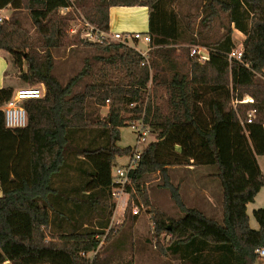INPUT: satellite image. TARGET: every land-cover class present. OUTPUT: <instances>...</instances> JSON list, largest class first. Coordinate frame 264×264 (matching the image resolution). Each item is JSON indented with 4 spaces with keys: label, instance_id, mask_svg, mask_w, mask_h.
I'll list each match as a JSON object with an SVG mask.
<instances>
[{
    "label": "trees",
    "instance_id": "1",
    "mask_svg": "<svg viewBox=\"0 0 264 264\" xmlns=\"http://www.w3.org/2000/svg\"><path fill=\"white\" fill-rule=\"evenodd\" d=\"M178 1L76 0L85 18L107 32L111 8L146 7L153 49L143 65L145 58L132 46L69 37L75 16L59 13L69 0H0V10L27 11L37 34L31 37L17 20L0 23V54L18 71L12 78L45 87L43 98L24 104L28 123L17 130L5 127L1 111L17 88H0V264H111L123 258L128 238L101 243L113 231V169L133 152L119 147L121 129L143 116L157 137L130 175L129 203L139 195L151 209L143 180L159 174L168 183L173 168H214L223 192L222 224L186 208L175 191L183 217L150 210L157 237L170 236L166 248L159 246L161 254L181 264H257L264 208L254 211L258 230L251 228L247 208L264 187L258 162L264 157V0H203L202 26L208 27L217 7L230 25L208 46L213 53L204 64L175 54L178 44L198 45L193 26L181 25L174 10ZM231 27L246 39L241 61L229 63L235 47ZM80 46L95 49L98 66L85 60L63 84L53 51ZM87 78L91 83L79 90ZM235 94L254 98V105L239 107L243 119L256 110L252 123L242 126L231 108Z\"/></svg>",
    "mask_w": 264,
    "mask_h": 264
},
{
    "label": "rangeland",
    "instance_id": "2",
    "mask_svg": "<svg viewBox=\"0 0 264 264\" xmlns=\"http://www.w3.org/2000/svg\"><path fill=\"white\" fill-rule=\"evenodd\" d=\"M204 7L205 3L203 0H179L174 5V10L178 14L181 25L190 23L193 26V37L198 42V46H207L206 48H208V46L212 47L221 40L227 33L230 25L226 13L222 12L220 8L217 7L216 14L208 23V27L205 28L202 26L201 22L205 16ZM0 17H8V21L17 20L21 27L28 32L31 37L35 38L37 36L27 11L22 10L15 12L12 10H5L4 12H0ZM231 28L233 42L235 46H238L242 41H245L246 36L235 30L234 27ZM131 46L142 51L148 49V45L143 40L139 43L131 44ZM193 46L194 45L186 42L176 45V56L186 62L188 58H191L189 49L191 48L192 50ZM97 55L98 53L94 48L83 46L55 50L53 51L56 64L55 74L63 84H66L83 69L85 60H89L94 66H98V64L94 62V57ZM9 64L7 74L9 85L7 86H14L16 84L17 89L28 87V85H22L17 79L12 78L18 74V71L11 61ZM88 83H91L90 78H87L85 82L81 83L78 89L84 90ZM107 113V108L102 109V118H105ZM130 116L131 115H126V117ZM120 135L121 140L118 144L119 147H136L137 134L130 126L122 128ZM154 140H156V136L149 137L147 144ZM128 161V157L118 159L117 165H124ZM258 162L264 172V157H259ZM205 170L197 168L192 171L170 169L168 183L165 182L164 178L159 174L146 176L143 180L144 195L150 202L151 209H147L144 200L139 195H136V199H131L127 208L117 207L115 209L111 220L113 231H110L111 233L107 232V234L111 235L110 239L106 241L105 238H102L101 245L106 247L112 242L121 240L122 238L129 239L126 246L127 252H123V258H116L111 264H181L175 258L165 257L161 254L159 246L166 248L170 242V236L163 234L157 237L154 231L155 226L152 220V214L149 213L150 210L157 209L175 219L183 217L185 209L175 203L172 198L173 191L179 193L181 202L186 208H198L208 217L222 224L223 192L219 181L213 177L214 175L212 176L215 169L208 168ZM114 171L115 169H113V173L115 174ZM207 173L211 176L208 177L209 175H207ZM204 195H207V198L212 200V204L215 206L214 208L207 207L209 203H207ZM136 207L139 208L140 213L136 219H133L131 217L132 211ZM262 208H264V187L256 196L255 201L249 204L247 208L250 226L254 230L259 229V225L254 217V211ZM257 264H264V261L258 259Z\"/></svg>",
    "mask_w": 264,
    "mask_h": 264
},
{
    "label": "built area",
    "instance_id": "3",
    "mask_svg": "<svg viewBox=\"0 0 264 264\" xmlns=\"http://www.w3.org/2000/svg\"><path fill=\"white\" fill-rule=\"evenodd\" d=\"M69 3L70 5L68 7H64L59 11L60 15L62 16H66L71 13H73L75 16V19L70 22L67 31L69 37L77 38L84 43L92 45L112 44L115 42L131 46V44H136L143 40L148 45V49L146 51L136 50L145 58V62L143 63V65H149V53L153 48L150 46L151 38L148 35H143L138 32L112 34L110 31L107 32L101 30L97 25L91 23L85 18V16L77 7L76 0H69ZM8 19V17H0V23H3ZM243 44L244 41H242L240 45L235 46L231 53L227 55L229 63H231L233 60L238 62L241 61ZM212 53V50L196 45L192 47L191 57H196L201 64H204L210 61V56ZM150 88L151 85L148 86L149 90ZM44 92V85L36 87L28 86L16 89L9 102H7L1 108V111L3 112L5 118V127L10 130L25 128L28 123V115L24 104L32 100H39L43 98ZM107 104H109V101H107ZM254 104V98L249 95H245L242 98H240L237 94L233 95L231 100V108L239 116L242 126H245L246 123L250 124L253 122L256 117V110L250 108L246 112L245 119H243L240 116L239 107L242 105L252 106ZM131 107H133V105H131ZM129 126L137 134V145L135 148H133V152L131 153V155L128 156L129 161L124 165H117L114 168L115 174L113 173L114 182L112 197L116 201V208L128 207L130 196L126 192V188L127 186H131L130 175L132 171L138 166L142 150L147 145L149 137H157V135L151 131V128L147 124H145L144 116L139 120L130 121ZM139 213L140 210L138 207L134 208V210L132 211L133 216H138ZM256 253L258 254V258L261 261H264V248L257 250Z\"/></svg>",
    "mask_w": 264,
    "mask_h": 264
},
{
    "label": "crops",
    "instance_id": "4",
    "mask_svg": "<svg viewBox=\"0 0 264 264\" xmlns=\"http://www.w3.org/2000/svg\"><path fill=\"white\" fill-rule=\"evenodd\" d=\"M5 10L8 11L10 10V8L0 10V12H4ZM148 30H149V11L146 7H113L110 9V32L112 34L138 32L146 35ZM8 69H9V65L6 61L5 56L3 54H0V88L9 87L7 86L9 85V83L6 76ZM10 87H16V84ZM193 169L195 168L189 167L188 169H184V170L192 171ZM204 197L207 203H209L207 207L214 208L215 206L212 204V200L208 199L207 195H204Z\"/></svg>",
    "mask_w": 264,
    "mask_h": 264
}]
</instances>
